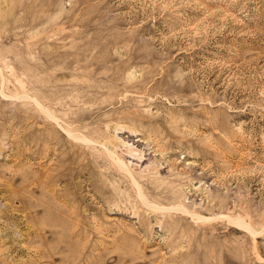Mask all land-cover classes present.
Instances as JSON below:
<instances>
[{
	"label": "rangeland",
	"instance_id": "obj_1",
	"mask_svg": "<svg viewBox=\"0 0 264 264\" xmlns=\"http://www.w3.org/2000/svg\"><path fill=\"white\" fill-rule=\"evenodd\" d=\"M0 264H264V0H0Z\"/></svg>",
	"mask_w": 264,
	"mask_h": 264
}]
</instances>
